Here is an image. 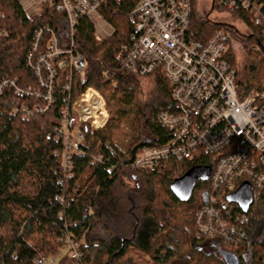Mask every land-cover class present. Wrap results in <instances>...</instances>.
Here are the masks:
<instances>
[{"label":"trees","instance_id":"16d2710c","mask_svg":"<svg viewBox=\"0 0 264 264\" xmlns=\"http://www.w3.org/2000/svg\"><path fill=\"white\" fill-rule=\"evenodd\" d=\"M205 1L192 0L187 40L206 45L216 32H230L227 60L236 72L239 96L251 90L264 93L262 28L249 12L218 7L241 21L247 32L212 23L199 11ZM251 2L264 14V0ZM215 7L213 3L211 10ZM133 8L132 1L109 0L100 13L115 33L97 42L89 19L79 20L71 38L65 13L45 6L38 18L29 20L20 0H0V264H39L56 258L69 238L80 243L82 257L71 260L66 254L59 264H225L220 251L235 255L238 264H264V192L257 219L246 227L250 241H234L240 245L231 250L223 241L199 239L196 214L204 207L210 183H197L185 203L171 191L190 170L214 167L211 158L169 161L153 171L131 169L144 148L169 141L171 133L158 117L175 110L161 69L140 78L123 70L117 60L130 43ZM53 36L62 52L74 43L88 62L84 78L53 61L56 80L50 85L41 58L50 53ZM235 44L244 54L241 61ZM88 89L109 94L114 106L105 128L81 127L83 143L72 155L69 178L56 130L61 129L64 112ZM20 189L37 196L21 195L16 192ZM227 212L241 214L236 205Z\"/></svg>","mask_w":264,"mask_h":264},{"label":"built area","instance_id":"2783aa9c","mask_svg":"<svg viewBox=\"0 0 264 264\" xmlns=\"http://www.w3.org/2000/svg\"><path fill=\"white\" fill-rule=\"evenodd\" d=\"M108 1L20 0V3L29 20L38 18L45 6L65 13L71 38L79 20L89 19L95 27V40L103 42L115 33L100 13ZM113 1L117 4L134 3L129 16L133 24L130 43L121 48L117 58L123 70L146 78L161 69L170 84L175 103L174 112L159 116L160 125L172 132L171 140L161 147L143 150L132 168L156 170L169 161L192 162L198 158L199 150L201 156L214 157L216 172L211 179L214 194L207 197V209L197 216L199 239L223 241L231 250V247L238 248L240 243L234 241H248L246 227L251 216L244 213L234 216L227 212V197L242 183L248 182L256 190L253 198L258 201L259 192L264 188V93L251 90L244 97L239 96L235 71L226 60L230 51V32H216L206 45L187 40L192 0ZM206 1L204 3L212 2L226 11L249 12L255 25L262 28L264 41L261 6L251 0ZM53 61H58L57 67H67L71 74L77 73L81 78L88 70V62L76 51L74 43L62 52L54 36L50 53L41 58L50 73V85L56 80ZM103 77L108 78V73H103ZM69 89L67 86L66 90ZM1 90L0 87V93ZM17 94L24 93L17 90ZM89 94L92 97L84 99ZM46 100L51 104L50 96ZM113 106L109 94L88 89L64 112V121L61 129L56 130L55 140L64 144L62 164L69 178L73 170L72 155L80 151L83 143L81 127L87 125L93 131L105 128ZM95 160L102 162L101 157ZM64 248L70 259L81 258L80 244L75 240L69 238ZM39 264L46 262L41 260Z\"/></svg>","mask_w":264,"mask_h":264},{"label":"water","instance_id":"95a60500","mask_svg":"<svg viewBox=\"0 0 264 264\" xmlns=\"http://www.w3.org/2000/svg\"><path fill=\"white\" fill-rule=\"evenodd\" d=\"M211 175L209 168H194L186 173L182 178L176 180L171 186L173 195L181 202L185 203L192 197L194 187L198 182H207ZM229 202L239 204L241 210L247 213L252 204V188L250 185H243L242 188L229 198ZM225 264H238V258L229 252H219Z\"/></svg>","mask_w":264,"mask_h":264},{"label":"rangeland","instance_id":"374dc122","mask_svg":"<svg viewBox=\"0 0 264 264\" xmlns=\"http://www.w3.org/2000/svg\"><path fill=\"white\" fill-rule=\"evenodd\" d=\"M211 4H212V2L210 3V6H208L209 4H206V3L200 4L199 11L202 14H207V18L212 23L218 24L220 22H223L227 25H230L234 29H236L239 33H246L247 32L246 27L244 26V24L241 21H239L238 19H236L234 16H232L231 14H229L227 12H221L217 7H215L214 9L211 10ZM235 51H236L237 58L240 61L243 60L244 54H243L242 50L240 49L239 44H235ZM144 82L147 83L146 80L142 79L143 84H144ZM16 192L21 194V195H24V196H26V195H28L30 197H36L37 196V193L30 191V190H28V192H25L24 190L20 189V190H17ZM40 197H41V195L39 196V198ZM66 254H67V251L65 248H63L58 257L46 261V264H59V261L63 257H65Z\"/></svg>","mask_w":264,"mask_h":264},{"label":"bare ground","instance_id":"6f19581e","mask_svg":"<svg viewBox=\"0 0 264 264\" xmlns=\"http://www.w3.org/2000/svg\"><path fill=\"white\" fill-rule=\"evenodd\" d=\"M257 50L259 51V49L257 48ZM227 58H228V55H227ZM227 58H226V60H227ZM227 62H228V60H227ZM229 63V62H228ZM229 65H230V63H229ZM231 67V66H230ZM232 69V68H231ZM233 70V69H232ZM234 71V70H233ZM155 72V71H154ZM153 72V73H154ZM235 74H236V72H235ZM235 82H236V78H235ZM169 86H170V84H169ZM237 86V85H236ZM170 89H171V87H170ZM87 97H92L91 96V94H89L88 96H85L84 97V99H86ZM171 98H172V91H171ZM172 101H173V99H172ZM174 103V102H173ZM174 106H175V103H174ZM175 111V110H174ZM173 111V112H174ZM163 113H168V112H163ZM162 113V114H163ZM161 115V114H160ZM159 115V116H160ZM106 117V115H104V117L103 118H105ZM158 122H159V117H158ZM160 124V123H159ZM163 127V126H162ZM164 128V127H163ZM166 129V128H165ZM166 130H168V129H166ZM169 131V130H168ZM170 133H171V137H170V139H169V141L171 140V138H172V132L171 131H169ZM168 141V142H169ZM167 143V142H166ZM165 143V144H166ZM165 144H163V145H165ZM163 145H160V146H157V147H151V148H158V147H161V146H163ZM145 149H149V148H144L143 150H145ZM142 150V151H143ZM141 151V152H142ZM141 152L139 153V155L141 154ZM202 151L201 150H199V155L197 154V156L196 157H198V158H196V159H199L200 157H209V158H211V162H212V164L214 165V167H205V168H209V169H211V175H210V178H209V180L207 181V182H198V183H210V191H208V192H206V193H204V196H203V201H204V207L200 210V211H198L197 212V214H196V219H197V216L198 215H200L201 213H199V212H203V211H205L207 208H205V205H206V203L205 202H208V196L209 195H213L214 194V190H212L211 189V179H212V175L216 172V169H215V167H216V164H215V158L214 157H212V156H201L200 155V153H201ZM138 155V156H139ZM137 156V157H138ZM136 157V158H137ZM195 159V160H196ZM194 160V161H195ZM135 161V160H134ZM134 161H133V163H134ZM194 161H192V162H188V161H180V162H188V163H193ZM176 162H178V161H176ZM160 168H162V167H160ZM160 168H158V169H160ZM131 169H133L132 168V165H131ZM133 170H136V169H133ZM137 171H153V170H137ZM188 173V172H187ZM245 184H247V185H250L251 186V188H252V204H251V206H250V208H249V210H248V212L247 213H244L242 210H241V208H240V206H239V204H237V203H231V202H229V198L231 197V196H233V195H235L241 188H242V186L243 185H245ZM212 190V191H211ZM256 190L254 189V187H253V185L251 184V183H248V182H244V183H242L241 184V186L238 188V190L236 191V192H234V193H232L231 195H229L228 197H227V201H228V203H229V206H228V209L227 210H229V208H230V205H236L239 209H240V211H241V214H237V215H242V213H244V214H249L248 216H251V221L254 219V218H256L257 219V217H255V214H256V211H257V206H258V204L260 203V201H261V199H262V193L264 192V188L261 190V192H259V199H258V201H255L254 200V198H253V194H254V192H255ZM205 208V209H204ZM212 208H214V206H212ZM204 209V210H203ZM252 210V211H251ZM250 211H251V213H250ZM232 215H234V216H237L236 214H234V213H231ZM251 221H250V223H251ZM250 223H249V225H250ZM196 225H197V223H196ZM198 227V226H197ZM248 233V232H247ZM248 241H250V236H249V234H248ZM80 244V243H79ZM80 254H81V246H80ZM81 257H82V254H81ZM72 260V259H71ZM41 261V260H40ZM39 261V262H40ZM45 261V260H44ZM46 262V261H45Z\"/></svg>","mask_w":264,"mask_h":264}]
</instances>
